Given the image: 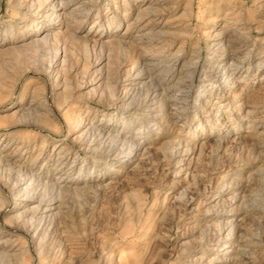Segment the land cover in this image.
Wrapping results in <instances>:
<instances>
[{"label": "rangeland", "instance_id": "374dc122", "mask_svg": "<svg viewBox=\"0 0 264 264\" xmlns=\"http://www.w3.org/2000/svg\"><path fill=\"white\" fill-rule=\"evenodd\" d=\"M0 264H264V0H0Z\"/></svg>", "mask_w": 264, "mask_h": 264}, {"label": "bare ground", "instance_id": "6f19581e", "mask_svg": "<svg viewBox=\"0 0 264 264\" xmlns=\"http://www.w3.org/2000/svg\"><path fill=\"white\" fill-rule=\"evenodd\" d=\"M162 78V77H161ZM165 79V78H164ZM162 81V80H161ZM163 84V83H162ZM101 135V134H100ZM26 179V180H25ZM25 179H22V182L20 181L19 183H15V187L16 186H21V185H23L24 183H25V181L27 182V178H25ZM31 179V178H30ZM21 180V179H20ZM46 181V180H45ZM31 182V181H30ZM29 185H30V183H28ZM44 184V183H43ZM47 185V184H46ZM49 185V184H48ZM50 185H51V183H50ZM51 187H54V189L56 188V190L57 191H59L60 190V187H61V185H60V182L59 181H56V183H54V184H52L51 185ZM17 189H18V191H20V190H22V189H26L27 187H16ZM44 188V187H43ZM32 189V188H31ZM48 189V188H47ZM51 189V188H50ZM41 191H43L42 189H41ZM46 191V190H45ZM48 192V191H47ZM53 193V192H52ZM45 195H46V193H44ZM51 194V193H50ZM15 203V205L13 206V208L15 207V206H17L16 204L18 203H16V201L14 202ZM41 203H42V199H40V201L38 202V204H37V206L34 208V210H33V214H38V216H40L41 218H43L42 216H44V213L46 212V211H48V209H50V207L48 206L49 204H44L43 206L41 205ZM19 204V203H18ZM49 207V208H48ZM4 209V208H3ZM6 209V208H5ZM5 212V210H3V211H1V213H4ZM33 216V215H32Z\"/></svg>", "mask_w": 264, "mask_h": 264}]
</instances>
